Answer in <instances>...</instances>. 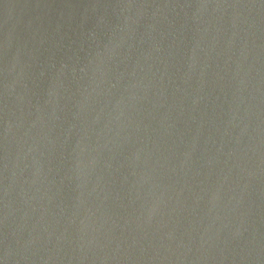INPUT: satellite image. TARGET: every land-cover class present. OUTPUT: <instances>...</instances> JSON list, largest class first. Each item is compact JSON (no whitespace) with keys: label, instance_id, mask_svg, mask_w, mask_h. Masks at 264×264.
<instances>
[{"label":"water","instance_id":"water-1","mask_svg":"<svg viewBox=\"0 0 264 264\" xmlns=\"http://www.w3.org/2000/svg\"><path fill=\"white\" fill-rule=\"evenodd\" d=\"M0 264H264V0H0Z\"/></svg>","mask_w":264,"mask_h":264}]
</instances>
